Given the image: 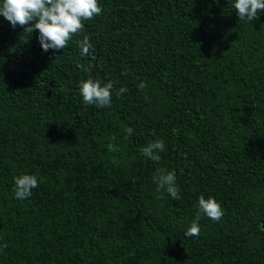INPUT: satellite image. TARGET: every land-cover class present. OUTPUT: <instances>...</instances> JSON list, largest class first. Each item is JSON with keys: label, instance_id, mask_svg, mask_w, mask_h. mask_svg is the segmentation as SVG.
<instances>
[{"label": "trees", "instance_id": "obj_1", "mask_svg": "<svg viewBox=\"0 0 264 264\" xmlns=\"http://www.w3.org/2000/svg\"><path fill=\"white\" fill-rule=\"evenodd\" d=\"M0 264H264V0H0Z\"/></svg>", "mask_w": 264, "mask_h": 264}]
</instances>
